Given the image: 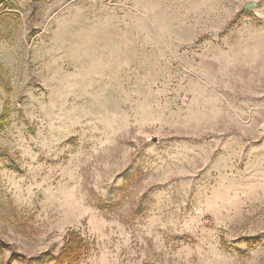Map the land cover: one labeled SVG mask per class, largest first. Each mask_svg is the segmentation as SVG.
<instances>
[{"label": "rangeland", "instance_id": "374dc122", "mask_svg": "<svg viewBox=\"0 0 264 264\" xmlns=\"http://www.w3.org/2000/svg\"><path fill=\"white\" fill-rule=\"evenodd\" d=\"M0 121V264H264V0H0Z\"/></svg>", "mask_w": 264, "mask_h": 264}, {"label": "trees", "instance_id": "16d2710c", "mask_svg": "<svg viewBox=\"0 0 264 264\" xmlns=\"http://www.w3.org/2000/svg\"><path fill=\"white\" fill-rule=\"evenodd\" d=\"M86 250L87 243L85 239L78 232L68 230L65 234L62 247L56 255L49 257V263L76 264L79 262Z\"/></svg>", "mask_w": 264, "mask_h": 264}, {"label": "water", "instance_id": "95a60500", "mask_svg": "<svg viewBox=\"0 0 264 264\" xmlns=\"http://www.w3.org/2000/svg\"><path fill=\"white\" fill-rule=\"evenodd\" d=\"M253 6V2L252 1H248L246 3L243 4V8L246 9V8H249V7H252Z\"/></svg>", "mask_w": 264, "mask_h": 264}]
</instances>
